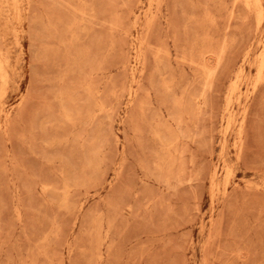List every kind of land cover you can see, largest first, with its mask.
Returning <instances> with one entry per match:
<instances>
[{"label":"rangeland","instance_id":"1","mask_svg":"<svg viewBox=\"0 0 264 264\" xmlns=\"http://www.w3.org/2000/svg\"><path fill=\"white\" fill-rule=\"evenodd\" d=\"M0 264H264V0H0Z\"/></svg>","mask_w":264,"mask_h":264},{"label":"bare ground","instance_id":"2","mask_svg":"<svg viewBox=\"0 0 264 264\" xmlns=\"http://www.w3.org/2000/svg\"><path fill=\"white\" fill-rule=\"evenodd\" d=\"M235 145V144H234Z\"/></svg>","mask_w":264,"mask_h":264}]
</instances>
